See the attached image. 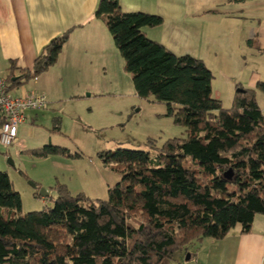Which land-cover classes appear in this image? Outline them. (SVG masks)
Instances as JSON below:
<instances>
[{"label":"trees","instance_id":"1","mask_svg":"<svg viewBox=\"0 0 264 264\" xmlns=\"http://www.w3.org/2000/svg\"><path fill=\"white\" fill-rule=\"evenodd\" d=\"M94 14L110 32L135 94L167 104L186 136L148 140V150L100 151L121 173L106 199L71 194L56 182L57 194L48 195L52 206L25 214L13 215L21 197L0 170V264H170L236 225L241 234L251 232L255 217L264 216V111L256 99L264 81L236 86L231 107L224 108L201 59L177 55L145 35L143 28L161 25L159 15L124 11L118 0H99ZM68 34L43 46L31 69L11 63L4 75L9 88L51 68ZM59 118L52 132H60ZM25 151L68 155L53 144Z\"/></svg>","mask_w":264,"mask_h":264},{"label":"crops","instance_id":"2","mask_svg":"<svg viewBox=\"0 0 264 264\" xmlns=\"http://www.w3.org/2000/svg\"><path fill=\"white\" fill-rule=\"evenodd\" d=\"M118 1L124 11L154 13L162 18L161 25L143 28L145 35L177 55L201 59L213 74L212 95L224 108L231 107L236 86L253 88L257 81H264V0ZM98 2L0 0V76L11 63L31 69L43 46L69 31L57 62L15 89L16 94L44 91L53 75L79 78L123 69L110 32L94 14ZM247 58L252 62L248 64ZM30 82L34 85L31 90L26 86ZM259 94L264 93L257 92L256 99ZM25 122L18 127L17 137ZM29 131L31 137L33 129ZM17 143L23 147L25 140ZM255 221L264 227L263 217H255ZM254 222L246 234L236 225L223 239L204 238L195 252L186 255L188 258L178 255L170 264H264V230L256 229Z\"/></svg>","mask_w":264,"mask_h":264},{"label":"rangeland","instance_id":"3","mask_svg":"<svg viewBox=\"0 0 264 264\" xmlns=\"http://www.w3.org/2000/svg\"><path fill=\"white\" fill-rule=\"evenodd\" d=\"M251 62L247 58V63ZM50 81L47 89L40 90L48 95L46 107L25 111L26 122L17 137L25 140L24 146L17 140L8 148L0 145V170L7 172L21 197V210L13 211V215L52 206L39 190L55 196L56 182L66 185L71 194L83 192L90 198L106 199L109 186L121 181V173L104 163L100 151L119 147L148 150V140L161 144L167 138L186 136L185 128L174 123L167 104L135 94L131 77L122 66L106 74L95 72L79 78L53 75ZM32 83L26 85L29 90ZM257 99L264 108V94ZM56 116L60 117V132L51 131ZM45 144L57 145L68 155L37 157L23 152L25 147ZM254 225L264 230L256 221ZM199 247L200 242L189 250L195 252Z\"/></svg>","mask_w":264,"mask_h":264},{"label":"built area","instance_id":"4","mask_svg":"<svg viewBox=\"0 0 264 264\" xmlns=\"http://www.w3.org/2000/svg\"><path fill=\"white\" fill-rule=\"evenodd\" d=\"M47 102L48 98L42 91L16 94L9 88L6 77L0 76V145L8 148L16 141L26 110L44 108Z\"/></svg>","mask_w":264,"mask_h":264},{"label":"water","instance_id":"5","mask_svg":"<svg viewBox=\"0 0 264 264\" xmlns=\"http://www.w3.org/2000/svg\"><path fill=\"white\" fill-rule=\"evenodd\" d=\"M8 161H9L10 163H12L10 159H8ZM31 184H32V186H33L34 188H37V184H36V183L31 182ZM39 194H40L41 196H48V193L45 191V189H42V188H40V190H39ZM186 258H188V256H186Z\"/></svg>","mask_w":264,"mask_h":264}]
</instances>
